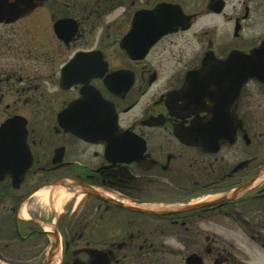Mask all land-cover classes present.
I'll return each mask as SVG.
<instances>
[{"label":"flooded vegetation","instance_id":"af4514ba","mask_svg":"<svg viewBox=\"0 0 264 264\" xmlns=\"http://www.w3.org/2000/svg\"><path fill=\"white\" fill-rule=\"evenodd\" d=\"M22 1L0 125L24 121L31 160L0 181V264H250L222 220L264 264V82L213 81L264 42V0Z\"/></svg>","mask_w":264,"mask_h":264},{"label":"water","instance_id":"95a60500","mask_svg":"<svg viewBox=\"0 0 264 264\" xmlns=\"http://www.w3.org/2000/svg\"><path fill=\"white\" fill-rule=\"evenodd\" d=\"M26 8V3L22 0H0V22L14 21L24 14ZM214 71L217 74L213 77L214 83L226 80L233 85L235 96L238 95L241 85L249 79L264 82V42L250 54L231 55L226 63ZM226 87L227 85L221 87L217 84V89ZM216 94L221 93L219 91ZM19 120L21 118L15 117L0 125V181L6 177L21 180L30 166L31 159L25 146L24 121L19 124ZM59 120L63 128L69 131V106L60 113ZM258 174L259 172L217 202L236 200L257 180Z\"/></svg>","mask_w":264,"mask_h":264},{"label":"rangeland","instance_id":"374dc122","mask_svg":"<svg viewBox=\"0 0 264 264\" xmlns=\"http://www.w3.org/2000/svg\"><path fill=\"white\" fill-rule=\"evenodd\" d=\"M255 115H258V111H255ZM264 113V111H263ZM6 113L0 112V122L5 117ZM260 126V125H259ZM261 130V128H259ZM259 130L255 129L254 132H258ZM264 137V136H263ZM263 139V138H262ZM257 189V187L255 188ZM162 197L169 198L172 196H175L172 192L170 193H164L161 195ZM235 209L242 213V205L240 204L239 207H235ZM221 221V220H220ZM241 225H238L234 221L231 220H222V223H218L217 231L219 236L228 239L233 240L235 243V247L241 248L244 252H247V255L249 257V263L250 264H259V261L257 260V256H254L253 253L250 251L251 249H256L257 246L255 244L246 243V241L243 239V236L241 235Z\"/></svg>","mask_w":264,"mask_h":264},{"label":"bare ground","instance_id":"6f19581e","mask_svg":"<svg viewBox=\"0 0 264 264\" xmlns=\"http://www.w3.org/2000/svg\"><path fill=\"white\" fill-rule=\"evenodd\" d=\"M258 181V180H257Z\"/></svg>","mask_w":264,"mask_h":264}]
</instances>
